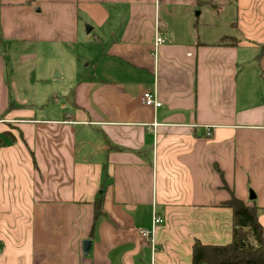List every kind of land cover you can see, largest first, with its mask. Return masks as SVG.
<instances>
[{
	"label": "crops",
	"instance_id": "obj_1",
	"mask_svg": "<svg viewBox=\"0 0 264 264\" xmlns=\"http://www.w3.org/2000/svg\"><path fill=\"white\" fill-rule=\"evenodd\" d=\"M233 1L211 41L161 24L200 0H0V264H192L196 241L232 242L231 192L264 229V0ZM81 13L107 51L44 117L39 52L75 43Z\"/></svg>",
	"mask_w": 264,
	"mask_h": 264
},
{
	"label": "rangeland",
	"instance_id": "obj_2",
	"mask_svg": "<svg viewBox=\"0 0 264 264\" xmlns=\"http://www.w3.org/2000/svg\"><path fill=\"white\" fill-rule=\"evenodd\" d=\"M200 1L196 6L181 2L175 3L178 5L160 6V10L158 7L162 19L161 24L189 25L196 34L199 31L201 37L205 34L211 41L216 39L215 32L218 30L221 35L227 34L229 27L226 23L234 21L235 9L231 5L234 1L224 0L220 8L208 4H221L220 1ZM85 19L87 18L81 13L80 29L75 43H61L58 46L46 45L39 52L43 72V80L39 88L44 92L43 106H40L44 108V111L40 113H45L44 117L61 119L70 115L73 107L77 105L78 94L83 90L81 84L89 81L101 67V60L107 50L95 40L96 31L88 33V28L91 26L86 23ZM9 51L11 57L17 60L14 56L18 50ZM0 53L3 55L2 46H0Z\"/></svg>",
	"mask_w": 264,
	"mask_h": 264
},
{
	"label": "trees",
	"instance_id": "obj_3",
	"mask_svg": "<svg viewBox=\"0 0 264 264\" xmlns=\"http://www.w3.org/2000/svg\"><path fill=\"white\" fill-rule=\"evenodd\" d=\"M233 211L232 242L227 245H206L196 241L192 246V264H264V229L259 209L240 201L233 192L223 204ZM95 217L102 212L96 204Z\"/></svg>",
	"mask_w": 264,
	"mask_h": 264
},
{
	"label": "built area",
	"instance_id": "obj_4",
	"mask_svg": "<svg viewBox=\"0 0 264 264\" xmlns=\"http://www.w3.org/2000/svg\"><path fill=\"white\" fill-rule=\"evenodd\" d=\"M162 43H163V39L161 37L157 36L156 37V46H158ZM0 46H1V44H0ZM0 57H1V53H0ZM141 102L144 106L149 107V108H154V109L162 106V103L159 99L158 91L156 88L153 91L145 92L142 95ZM0 123H1V121H0ZM206 131L209 135L211 130H210V128H207ZM162 223H163V219L159 215H157V213H154L153 229L152 230H141L140 235L145 239L151 238L153 233H154V229Z\"/></svg>",
	"mask_w": 264,
	"mask_h": 264
},
{
	"label": "water",
	"instance_id": "obj_5",
	"mask_svg": "<svg viewBox=\"0 0 264 264\" xmlns=\"http://www.w3.org/2000/svg\"><path fill=\"white\" fill-rule=\"evenodd\" d=\"M250 198H251V199L254 198V195H253L252 192H250ZM85 245H86V247L88 248V247L90 246V242H89V241L85 242Z\"/></svg>",
	"mask_w": 264,
	"mask_h": 264
}]
</instances>
